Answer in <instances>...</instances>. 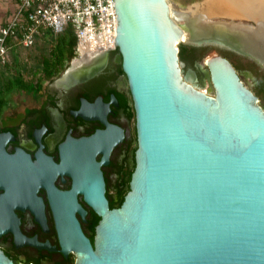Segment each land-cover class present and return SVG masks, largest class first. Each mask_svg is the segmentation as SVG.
<instances>
[{"label":"water","instance_id":"water-1","mask_svg":"<svg viewBox=\"0 0 264 264\" xmlns=\"http://www.w3.org/2000/svg\"><path fill=\"white\" fill-rule=\"evenodd\" d=\"M114 1L136 168L123 204L110 210L98 165L75 163V192L100 222L92 245L72 217L83 210L66 194L56 209L63 250L77 264H264V108L221 55L201 62L209 87L196 88L183 76L179 47L218 46L263 63L234 47L241 34L224 22H208L218 36L185 41L190 29L173 20L168 0ZM87 58L64 76L97 72ZM0 264L12 263L0 254Z\"/></svg>","mask_w":264,"mask_h":264},{"label":"flooded vegetation","instance_id":"flooded-vegetation-1","mask_svg":"<svg viewBox=\"0 0 264 264\" xmlns=\"http://www.w3.org/2000/svg\"><path fill=\"white\" fill-rule=\"evenodd\" d=\"M188 47L203 53L225 49ZM230 52L255 67L257 83L264 85L263 69L248 56ZM225 58L256 95L248 83L251 73ZM87 59L86 66H100L97 72L66 78L70 63L38 100L21 106V113L0 116V254L12 264H77L75 253L63 250L56 224V209L72 192L70 199L84 212H73V220L94 244L100 218L75 192V163L92 158L98 165L110 210H118L130 191L138 149L136 112L119 55L111 51ZM194 69L202 78L193 77L192 84L201 88L200 57Z\"/></svg>","mask_w":264,"mask_h":264},{"label":"built area","instance_id":"built-area-1","mask_svg":"<svg viewBox=\"0 0 264 264\" xmlns=\"http://www.w3.org/2000/svg\"><path fill=\"white\" fill-rule=\"evenodd\" d=\"M71 26L75 57L83 59L115 50L117 15L114 0H18L0 26V67L9 62L13 47L31 48L50 32L58 36Z\"/></svg>","mask_w":264,"mask_h":264},{"label":"bare ground","instance_id":"bare-ground-1","mask_svg":"<svg viewBox=\"0 0 264 264\" xmlns=\"http://www.w3.org/2000/svg\"><path fill=\"white\" fill-rule=\"evenodd\" d=\"M168 5L171 17L181 24L184 19L190 31L184 33L182 40L195 41L193 39L218 36L217 31H210V20L216 17L233 19H247L256 23V26L235 23H225L229 28L241 34L234 47L254 55L264 65V0H206L204 3L181 9L172 3ZM181 24V25H185ZM215 36V37H216ZM84 56L82 61L86 59ZM81 59L73 60L79 65Z\"/></svg>","mask_w":264,"mask_h":264},{"label":"rangeland","instance_id":"rangeland-1","mask_svg":"<svg viewBox=\"0 0 264 264\" xmlns=\"http://www.w3.org/2000/svg\"><path fill=\"white\" fill-rule=\"evenodd\" d=\"M205 1L206 0H169V3H172L174 6L179 7L181 9H188L191 6L204 3ZM5 3H6L5 0H0V5L2 7H4ZM213 21H220L224 23L233 21L235 23H242L245 25L256 26V23L252 20H247V19L231 20V18H227L223 16L216 17L215 19H213ZM2 24L3 22L0 21V26ZM181 24H185V22L181 21ZM49 42L50 41L45 40L44 38H41L37 40L36 45L31 48H23L21 46L15 47L13 51L9 53V62L7 63V65L5 67H0V82L3 79V77H10L14 74L15 67H14V62H13V57H12L13 52L19 55L18 63L20 66V71L22 72V75L24 76V79L29 80L32 77L37 76V72L35 69L36 68L35 61L37 57L41 55V50L45 47H48ZM181 47H185L184 54L182 56L179 55L180 60L182 62V66H183L182 69L186 73V75L190 73L198 81L202 78V76L200 77V75L194 69V64L198 57H200V61L203 62L207 58L213 57L215 55L225 56V57H228L233 62V64L244 74L246 73V71H248L249 74L251 73L252 78L251 77L248 78V83H250L252 89L255 91L259 99L260 105L264 108V85L261 83H257V80L260 76H258L257 70L255 69V67L249 68L248 65L245 62H243L238 56H236L235 54L231 53L229 50H226V49H220V50L210 49L207 53H203V51H198V52L193 51L188 46H180L179 47L180 51H181ZM55 78L44 82L43 84L44 92H46L48 84L51 83ZM208 87L209 85L205 81L201 89L203 91H207ZM24 103H31V102L28 100L26 95H23L21 92H16V93H12L8 95L7 106L5 107L2 113V118H5L7 115L13 112L21 113L22 112L21 106Z\"/></svg>","mask_w":264,"mask_h":264},{"label":"trees","instance_id":"trees-1","mask_svg":"<svg viewBox=\"0 0 264 264\" xmlns=\"http://www.w3.org/2000/svg\"><path fill=\"white\" fill-rule=\"evenodd\" d=\"M42 38L50 42L48 47L41 50V55L35 61L37 76L29 80L24 79L18 63L19 55L13 52L14 74L10 77H3L0 82V116L7 106L8 95L21 92L33 103L43 94L44 82L62 73L75 57L76 37L71 26H68L58 36H53L50 32H47ZM184 51L185 47H181V56ZM112 52L118 53L116 49ZM120 71L122 72L121 68Z\"/></svg>","mask_w":264,"mask_h":264},{"label":"crops","instance_id":"crops-1","mask_svg":"<svg viewBox=\"0 0 264 264\" xmlns=\"http://www.w3.org/2000/svg\"><path fill=\"white\" fill-rule=\"evenodd\" d=\"M6 1V3H5V5H4V7H2L1 5V7H0V21H2L3 22V24L2 25H4V23L6 22V20H7V18L11 15V13L15 10V8H16V4H17V1L18 0H5ZM7 7V8H6ZM4 10V11H3ZM1 25V26H2ZM39 39H41V37L40 38H38L37 40H39ZM15 47H13L12 49H11V51H13V49H14ZM10 51V52H11Z\"/></svg>","mask_w":264,"mask_h":264}]
</instances>
